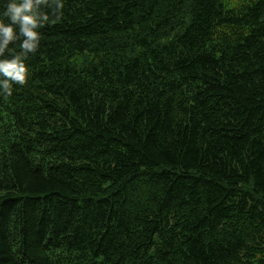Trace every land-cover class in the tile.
<instances>
[{
  "label": "trees",
  "instance_id": "16d2710c",
  "mask_svg": "<svg viewBox=\"0 0 264 264\" xmlns=\"http://www.w3.org/2000/svg\"><path fill=\"white\" fill-rule=\"evenodd\" d=\"M63 4L0 92V264H264V0Z\"/></svg>",
  "mask_w": 264,
  "mask_h": 264
},
{
  "label": "clouds",
  "instance_id": "9594fccd",
  "mask_svg": "<svg viewBox=\"0 0 264 264\" xmlns=\"http://www.w3.org/2000/svg\"><path fill=\"white\" fill-rule=\"evenodd\" d=\"M53 7L57 19L62 15L63 0H7L0 13V85L3 94H12V85H24L28 76L25 59L35 53L41 40L40 29L49 21L41 6ZM19 41L20 52L12 53L9 45ZM8 52L10 57L5 56Z\"/></svg>",
  "mask_w": 264,
  "mask_h": 264
}]
</instances>
